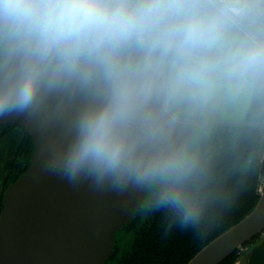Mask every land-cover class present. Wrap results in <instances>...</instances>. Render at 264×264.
<instances>
[{
	"label": "water",
	"instance_id": "1",
	"mask_svg": "<svg viewBox=\"0 0 264 264\" xmlns=\"http://www.w3.org/2000/svg\"><path fill=\"white\" fill-rule=\"evenodd\" d=\"M24 1L0 0V27L15 13L7 6ZM219 39L228 44V39ZM67 42L61 38L25 43L0 64V99L4 101L0 126H18L34 142L26 169L3 191L0 264H106L116 246L117 230L132 222L151 184L164 178L192 143L194 147L201 130L210 125L245 123L209 121L201 116L197 91L176 79L187 73L211 78L174 60H152L151 68L89 82L97 66L138 59L140 50L92 58L79 67L46 66ZM161 48L190 56L168 41L150 44L147 51ZM27 79L35 81L36 94L30 105L22 107L15 97ZM116 81L135 84L147 97L126 128L134 146L132 167L120 176L108 173L100 177L87 164L73 173L69 158L80 134L81 116L85 110L102 106ZM254 124L261 129L262 157L264 123ZM262 233L264 187L241 219L208 241L186 264H220Z\"/></svg>",
	"mask_w": 264,
	"mask_h": 264
},
{
	"label": "trees",
	"instance_id": "2",
	"mask_svg": "<svg viewBox=\"0 0 264 264\" xmlns=\"http://www.w3.org/2000/svg\"><path fill=\"white\" fill-rule=\"evenodd\" d=\"M217 5L222 10L209 0H175L174 11L167 14L168 19L152 25L164 31L167 40L180 45L195 57L215 55L217 64L224 65L225 54L207 47L203 42L210 36L220 35L234 45L236 40L228 36L222 23L202 25L178 16V8L189 9L202 16L215 11L217 18L223 21L226 4ZM227 23V26L229 23L232 25L228 19ZM232 26L235 30L239 29ZM260 39L261 42L249 39L251 46L247 52L251 57L243 72L252 84V99L245 123L210 125L201 130L186 160L155 184L148 220L136 231L132 249L113 264H186L208 241L241 219L258 200V178L260 170L264 172V159L259 157L261 129L254 123H264V54L253 53H264V39ZM171 52V60L178 64L177 59L185 58L182 54ZM198 64L194 60V65ZM187 69L196 74L202 72L195 68ZM14 126H0V138ZM33 146L32 137L24 131L10 163L7 180H15L26 169ZM193 209L198 214L185 220ZM139 212L132 221L140 218ZM115 255L116 246L108 261ZM235 255L236 252L220 264H232Z\"/></svg>",
	"mask_w": 264,
	"mask_h": 264
},
{
	"label": "flooded vegetation",
	"instance_id": "3",
	"mask_svg": "<svg viewBox=\"0 0 264 264\" xmlns=\"http://www.w3.org/2000/svg\"><path fill=\"white\" fill-rule=\"evenodd\" d=\"M209 1L212 4H215L218 10L222 9L217 4H226V8H223V12L226 18L232 22V25L238 27L239 29L241 28L249 39H252L255 42H261L260 38L262 37L258 33L255 25L251 24L248 19L242 18L231 10V7L234 6L232 4H248V0H241L240 3L221 0ZM251 1H259L260 4H264L260 0H250V2ZM58 2L59 0H25L21 4L23 7L12 15L7 24L0 27V64L17 46L25 43L42 44L53 39L61 38H67L68 42L65 43L61 49L55 52L50 61H46V63H48L46 66L56 64H73L75 67H79L89 59L96 57L118 55L137 50L142 52L138 59L97 66L92 70L89 82H93L106 75L119 74L134 69L138 70L141 68H151L152 60L163 62L173 58L171 55L173 53L171 51L174 50L172 49L161 48L148 52L147 46L159 41L171 42L165 38L166 35L164 34V31L158 30L157 27H153L152 23L156 24L158 21H166L169 17L167 14L174 10L175 0H173L174 5L172 4L174 7L163 13L157 12V0H98V2L106 7L110 12L121 13L125 18L126 23L117 22L112 27L96 29L88 34L82 35L78 39L66 35H57L46 30L45 21L48 17V13L52 6ZM179 9L190 11L185 8ZM190 12L191 13L188 16L187 13L184 12L183 14L186 17L184 18L183 16L182 18L193 20L202 25L208 24V22L210 24H220L221 22L228 36V28H234L230 23L229 26L226 25V18H224L223 21H220L217 18L218 15L215 11L209 12L205 16L195 15L194 12ZM169 21L170 23L172 22V17H170ZM215 36L217 35L206 38L203 41L204 44L206 45L207 40ZM250 46L251 44L248 48H250ZM248 48L246 50H249ZM214 50L224 53L225 56L223 60L225 61V57L227 56L226 50ZM189 54L190 56L182 54L185 58H179L177 61L187 68H195V70L202 71V75H208L211 79L215 78V73L213 70L206 67L207 64L205 61H207V63L209 62L208 64L213 65L214 68L224 67L226 65V62L224 65H219V63L217 64L218 61H216L217 59L215 55L197 58L191 53ZM244 56L245 57L242 58L243 63L238 69L241 73L240 76H243L244 69L251 57L247 51ZM194 60H197L199 64L195 66Z\"/></svg>",
	"mask_w": 264,
	"mask_h": 264
},
{
	"label": "clouds",
	"instance_id": "4",
	"mask_svg": "<svg viewBox=\"0 0 264 264\" xmlns=\"http://www.w3.org/2000/svg\"><path fill=\"white\" fill-rule=\"evenodd\" d=\"M22 7L18 4L7 6L12 12ZM117 22L126 23V20L121 13L110 12L98 0H59L50 9L45 28L57 35L78 39L96 29L112 27ZM261 54L264 53H253ZM35 94V81L27 79L21 84L15 99L23 107L32 103ZM146 100V95L135 84L116 81L102 106L85 110L81 116L79 137L70 153L69 166L72 172L87 164L100 177L108 173L120 176L131 168L134 146L126 128ZM3 104L4 101L0 99V107ZM197 214V210L193 209L185 220Z\"/></svg>",
	"mask_w": 264,
	"mask_h": 264
},
{
	"label": "rangeland",
	"instance_id": "5",
	"mask_svg": "<svg viewBox=\"0 0 264 264\" xmlns=\"http://www.w3.org/2000/svg\"><path fill=\"white\" fill-rule=\"evenodd\" d=\"M157 4L158 13H163L173 8V0H157ZM184 12L187 13V16L191 13L190 11L178 8V16L183 17ZM185 17L186 16H184V18ZM228 30L230 38L232 40H236V43L234 45H232L231 43V45H229L224 41H220V36L212 37L206 42V45L210 48L223 49L227 52V56L225 57L226 65L224 67L214 68L213 65H210L208 64L209 62L207 63V61H205V63L207 64L206 67L214 71V79L208 80L201 76L191 75L187 73L185 75L178 76L176 81H179L180 85H190L194 87L201 101L202 110H199V113L207 120H218L220 122H242L245 121L246 113L251 103L252 84L244 76H240L241 73L237 70L243 63L242 58L245 57L244 55L247 51L246 49L249 47L251 41L248 37L245 36L244 33L240 32L242 31L241 28L238 30H235L234 28H228ZM241 36H243L244 38H241ZM22 132L23 138V129ZM6 145L7 142L4 146H1L0 158H2V154H6L5 152L8 150V147H6ZM192 147L193 143L188 147L181 158L175 163V166L181 165L186 160V158L191 153ZM262 159H264V156H262ZM7 178L8 177L6 176L2 190L0 191V201H2L4 188L9 182ZM154 185L155 181L149 187L140 205V218L138 220L132 221L127 227L117 230L115 234L116 255L106 264H113L118 257L129 252L132 249L133 239L136 231L149 218L148 208L154 193ZM262 187H264V172L260 170L257 190L260 192ZM237 256L238 254L236 253L235 257Z\"/></svg>",
	"mask_w": 264,
	"mask_h": 264
},
{
	"label": "crops",
	"instance_id": "6",
	"mask_svg": "<svg viewBox=\"0 0 264 264\" xmlns=\"http://www.w3.org/2000/svg\"><path fill=\"white\" fill-rule=\"evenodd\" d=\"M221 1L240 3L241 0ZM248 1V4H232L234 6L231 7V10L242 18L248 19L251 24L255 25L260 36L264 38V4H260L259 1ZM260 1L264 3V0ZM22 135V128L14 126L0 138V150L6 142V147H8L6 154H2V158H0V191ZM232 264H264V233L245 245L244 250L238 254Z\"/></svg>",
	"mask_w": 264,
	"mask_h": 264
},
{
	"label": "built area",
	"instance_id": "7",
	"mask_svg": "<svg viewBox=\"0 0 264 264\" xmlns=\"http://www.w3.org/2000/svg\"><path fill=\"white\" fill-rule=\"evenodd\" d=\"M244 248H245V245L240 246V247L237 249L236 253H237V254H240V253L244 250Z\"/></svg>",
	"mask_w": 264,
	"mask_h": 264
}]
</instances>
